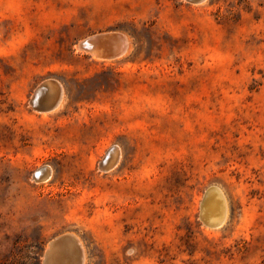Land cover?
<instances>
[{"label": "rangeland", "instance_id": "1", "mask_svg": "<svg viewBox=\"0 0 264 264\" xmlns=\"http://www.w3.org/2000/svg\"><path fill=\"white\" fill-rule=\"evenodd\" d=\"M107 31L122 57L78 49ZM63 234L84 264H264V0H0V264Z\"/></svg>", "mask_w": 264, "mask_h": 264}, {"label": "water", "instance_id": "2", "mask_svg": "<svg viewBox=\"0 0 264 264\" xmlns=\"http://www.w3.org/2000/svg\"><path fill=\"white\" fill-rule=\"evenodd\" d=\"M198 2L199 0H195ZM123 40L125 35L117 31H107L103 33L94 34L82 40L78 46L80 50H84L88 53H100L107 59H116L120 57L124 52ZM35 93L36 97H35ZM62 97V89L60 85L54 81H46L38 86L30 100L31 107L38 112H48L54 110ZM114 157H109L103 164V167L110 166ZM108 168V167H107ZM205 206V202L203 203ZM218 222L213 223V226H218ZM71 234H63L54 238L49 246L48 253H45L46 263L55 264L54 262L64 253L65 245L73 242ZM56 254L54 262L51 261L53 255ZM51 261L48 263V261Z\"/></svg>", "mask_w": 264, "mask_h": 264}, {"label": "bare ground", "instance_id": "3", "mask_svg": "<svg viewBox=\"0 0 264 264\" xmlns=\"http://www.w3.org/2000/svg\"><path fill=\"white\" fill-rule=\"evenodd\" d=\"M189 2H196L195 0H187ZM199 2V1H198ZM129 40L126 38L125 36V40H123V47H124V52L123 54L120 56L122 57L129 49ZM78 49L80 50L79 46H77ZM83 51L84 53L88 54L90 57L94 58V59H99V60H110V59H107L104 55L100 54V53H88V52H85L84 50H81ZM118 57V58H120ZM116 58V59H118ZM113 60V59H112ZM36 94L35 93V97H36ZM62 101V100H61ZM61 101L59 102L58 106L60 105ZM56 107V108H57ZM55 108V109H56ZM115 148L109 150L106 154V157L104 158L102 164H104L107 159L109 157H114L115 156ZM116 159L118 160V158L116 157ZM115 160V159H114ZM115 166V165H114ZM108 167V166H107ZM113 167V166H112ZM107 169V168H106ZM50 169H48L47 167H42L40 168L39 170H37L35 172V175H34V178H36V180H40V181H43V180H46L48 177H49V172ZM215 194V192H214ZM213 194V195H214ZM206 200H207V209L210 211V213L212 214L214 210V208H216L218 206V203L216 202V200L209 198L208 196L206 197ZM218 209L220 207H217ZM222 209V208H221ZM224 209V208H223ZM222 209V210H223ZM212 210V212H211ZM216 210V209H215ZM220 210V211H222ZM204 211H205V208H204ZM219 211V210H218ZM225 211V210H224ZM217 212V211H216ZM226 212V211H225ZM216 214V213H215ZM207 215V216H206ZM205 215V219L206 217L208 218L210 216V214L208 215V213ZM211 217V216H210ZM209 219V218H208ZM225 219V218H224ZM211 221V220H209ZM71 236L74 238L73 239V242H70L69 244L65 245L64 247V253L61 255V258L59 257L58 259H56V254L53 255V257L51 258V261L54 262L55 259L56 261L54 262L55 264H84V251H83V248L80 244V241H78L74 235L71 234ZM51 243V242H50ZM50 243L48 245V248L46 249L45 253H48V250H49V246H50ZM50 260L48 261L51 262ZM46 263V257L45 255L43 256L42 258V264H45Z\"/></svg>", "mask_w": 264, "mask_h": 264}]
</instances>
